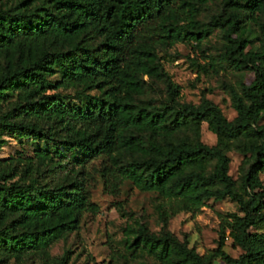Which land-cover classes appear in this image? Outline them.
<instances>
[{
    "label": "trees",
    "instance_id": "16d2710c",
    "mask_svg": "<svg viewBox=\"0 0 264 264\" xmlns=\"http://www.w3.org/2000/svg\"><path fill=\"white\" fill-rule=\"evenodd\" d=\"M206 2L0 0V56L5 59L0 103L17 97L15 108L0 116V136L46 143L30 157L0 160L1 257L45 251L77 230L85 213H96L85 167L100 158L96 172L105 190L117 196L129 182L140 192L156 194L164 226L175 213H194L212 198L232 199L242 215L222 217L219 260L264 264V231H256L260 223L264 228V126L259 125L264 113V0H224L228 13L203 23L198 15ZM248 22L259 26L258 50L246 49ZM215 27L223 29L222 59L254 74L232 93V120L207 99L199 105L179 103V87L156 52L159 46L199 44ZM56 65L62 75L53 83L49 78ZM146 77L167 83L161 107L136 101L145 92ZM74 86L100 94L85 105L68 106L57 90ZM202 123L216 135L215 146L200 140ZM183 131L190 135L181 137ZM232 150L254 159L241 176L242 191L229 175ZM67 152L82 153L76 160L83 170L80 180L49 187L33 176L35 161L61 165ZM124 231L130 249H141L163 264H210L167 231L149 234L144 225ZM226 236L244 250L238 258L222 250Z\"/></svg>",
    "mask_w": 264,
    "mask_h": 264
},
{
    "label": "rangeland",
    "instance_id": "374dc122",
    "mask_svg": "<svg viewBox=\"0 0 264 264\" xmlns=\"http://www.w3.org/2000/svg\"><path fill=\"white\" fill-rule=\"evenodd\" d=\"M228 10L224 0H207L200 7L198 19L209 23L212 17ZM246 37L250 40L248 49L258 50L262 35L258 24L248 22ZM100 38L94 40L98 44ZM225 39L223 29L215 27L208 38L201 43H178L171 47H157L156 52L169 79L179 87L176 98L179 103L199 105L207 99L220 107L228 120L236 116L232 106V93L242 84H249L253 78L250 69L236 70L222 59ZM5 64L0 56V67ZM54 74L49 78L53 83L61 80L62 71L56 65ZM145 92L137 97L140 104L161 107L168 97L167 83L163 79L145 78ZM57 92L68 106L85 105L91 97L99 95L96 89L86 86L59 88ZM17 97L12 95L6 102L0 103V116L15 108ZM259 125L264 126V113ZM48 129L46 124L41 125ZM190 135L183 131L180 136ZM200 140L207 146H215L217 137L206 123L201 124ZM45 141L18 138L12 134L0 136V160L10 157H30L34 151L45 149ZM51 146V142L49 144ZM230 157L229 175L237 182L242 191L241 176L248 170L253 158L247 160L237 150L228 152ZM82 153L67 152L61 165L34 162L33 176L49 187L76 179H81L82 169L76 160ZM102 160H93L85 167L91 202L97 207L96 213H85L79 228L66 233L45 251L28 252L21 258L1 257L0 264H163L155 256L145 251L129 248L125 228L137 229L146 226L149 234L160 236L164 231L171 233L180 242L206 258L210 264H221L217 255L222 217L228 213H238L239 205L230 198L210 199L196 212L180 211L171 216L163 225L155 206L160 202L154 193H144L135 189L129 182H124L117 196L109 194L103 185L101 175L96 172ZM9 169V168H8ZM95 169V170H94ZM24 166L19 167V173ZM19 174V175H20ZM264 185V174L260 176ZM257 232L264 231L263 224L256 227ZM228 230L226 235H228ZM134 236H132V240ZM222 250L233 258L244 253L242 247L226 236Z\"/></svg>",
    "mask_w": 264,
    "mask_h": 264
}]
</instances>
